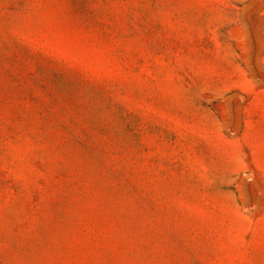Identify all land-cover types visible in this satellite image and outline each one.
<instances>
[{"label": "rangeland", "instance_id": "1", "mask_svg": "<svg viewBox=\"0 0 264 264\" xmlns=\"http://www.w3.org/2000/svg\"><path fill=\"white\" fill-rule=\"evenodd\" d=\"M245 85L264 0H0V264H264Z\"/></svg>", "mask_w": 264, "mask_h": 264}, {"label": "crops", "instance_id": "2", "mask_svg": "<svg viewBox=\"0 0 264 264\" xmlns=\"http://www.w3.org/2000/svg\"><path fill=\"white\" fill-rule=\"evenodd\" d=\"M243 90L251 92L243 106V125L239 139L249 149L250 155L255 163H260L261 170H264V150H261L259 143L251 136L254 132L264 130V89L253 90L250 85H245Z\"/></svg>", "mask_w": 264, "mask_h": 264}]
</instances>
